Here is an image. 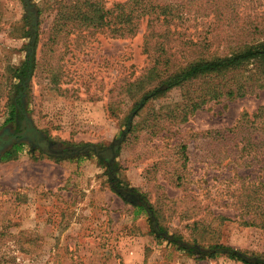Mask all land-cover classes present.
Listing matches in <instances>:
<instances>
[{
    "label": "rangeland",
    "instance_id": "rangeland-1",
    "mask_svg": "<svg viewBox=\"0 0 264 264\" xmlns=\"http://www.w3.org/2000/svg\"><path fill=\"white\" fill-rule=\"evenodd\" d=\"M84 1L0 0V264H242L226 255L200 260L158 239L140 202L135 197L125 202L111 190L113 176L157 206L156 230L189 245L217 242L264 255V230L239 226L237 212L224 205L240 183L231 179L235 170L247 181L264 179L261 158L247 167L248 156L238 155L235 162L241 138L229 133L242 124L244 113L251 121L264 105V89L190 111L186 98L201 83L197 80L136 111L140 97L126 89L151 67L144 36L150 27H165L148 22L161 9L139 17L133 36L119 37L111 31L115 21L95 29L74 26L72 6L83 8ZM89 1L105 9L128 2ZM161 1L171 2L183 17V26L178 20L166 24L175 25L180 40L209 41L201 53L178 49L175 69L264 42V0H220L224 21L215 19L210 0L188 8L180 6L184 0ZM58 12L61 19L55 20ZM31 24L38 29L37 67L21 96V120L11 116L16 86L11 73L25 60ZM170 110L184 113L185 120L173 118ZM129 125L133 132L122 142ZM254 126L253 138L264 136V122ZM12 147L18 148L14 159L2 161ZM218 215L230 220L220 223Z\"/></svg>",
    "mask_w": 264,
    "mask_h": 264
},
{
    "label": "trees",
    "instance_id": "trees-1",
    "mask_svg": "<svg viewBox=\"0 0 264 264\" xmlns=\"http://www.w3.org/2000/svg\"><path fill=\"white\" fill-rule=\"evenodd\" d=\"M199 1L201 0H184L180 6L185 8L192 7ZM210 1L213 2V10L215 9L217 13L215 14V19L224 21L223 13L219 15L218 6L220 0L217 2L215 0ZM22 2L25 5V0H22ZM203 2H208V0ZM170 4L171 2H162L161 0H128L124 4H117L111 9H105L98 1L85 0L83 8L77 5L72 6L74 12L72 20L76 21L75 27L103 28L110 26L112 21H115L118 28L116 27L111 31H114L119 37L133 36L135 34V26L140 19L139 17L146 14L150 15V9L152 10L151 13H154L155 9H161V12L154 16V19L148 16V22L157 21L165 27L159 31L150 27V31L144 36V49L149 55L152 52L151 67L142 79L129 84L126 89V92L132 97L138 96V99L140 97L139 103L136 102L134 105V110L137 111L146 102L157 99L174 88L185 87L197 80L201 83L193 92V95L186 98L187 102L184 108L190 109V111L199 109L208 101H217L221 98L235 99L254 94L256 90L264 89V42L260 41L251 44L244 43L245 45L238 48L230 56L217 57L216 59L195 58L193 61L186 63V65H181L175 69L174 62H176L178 49L180 50L179 53L187 50L189 55L201 53L200 51L206 46L204 45L205 42L209 44V41H207L206 37L201 38V40L190 37L180 40L181 32L175 29V25L173 28H169L168 25H173L172 23L175 24L173 21L178 20L180 26H183V23L180 22L183 17L177 16ZM59 17L61 19L58 12L55 20L59 19ZM166 24L168 25L166 26ZM27 38L29 42L25 60L19 68L14 69L11 73L12 78L16 81L11 116L16 114L21 120L24 119L25 115L21 107V96L33 78L37 67L38 29L36 24L30 25ZM250 65L252 68H247ZM150 85L153 86L152 89H150ZM173 113L174 110L169 111V115L172 114L173 118L181 119V121L185 120L184 113ZM263 117L264 105L258 109L257 113L252 115L251 121H248V116L244 113L239 120V123L242 122V124L229 131L231 136H233L232 138L236 141L241 138V141L235 144V162L239 160L238 155L248 156L250 160L245 162L247 167L248 165H253L258 158H261L262 168H264V136L261 135L259 137L258 133L256 138H253L257 129L254 123L264 122L262 120ZM243 123L249 124L243 125ZM133 129L131 125L126 126V130L122 135V142L128 139V135L133 132ZM221 136L223 137L224 134H221ZM98 148L96 147V149ZM184 149L185 147L182 146L181 150L184 151ZM17 151L18 148L12 147L4 153L1 160L9 161L14 159ZM113 177L110 181L111 190L125 202L128 201L127 197H135L140 202V207L150 213L151 232L158 235V239L175 246L178 251L200 260L214 259L217 256L226 255L230 260L242 264H264V255L262 254H246L220 245L217 242L202 248L204 247L203 245L185 244L180 237L168 235L161 228L156 230L154 226L155 223H158L159 218L157 206L151 204L137 190L123 186L117 177ZM235 178L239 180V186L229 190L227 193L229 194L228 204L224 205L232 207L237 212L235 221L239 226L264 230V179L261 181H247V179L237 175V170H235L231 179ZM177 179L178 185H180L182 178L178 177ZM215 219L219 220L220 223L230 220L221 215L216 216ZM203 222L204 220L200 218L199 223Z\"/></svg>",
    "mask_w": 264,
    "mask_h": 264
},
{
    "label": "flooded vegetation",
    "instance_id": "flooded-vegetation-1",
    "mask_svg": "<svg viewBox=\"0 0 264 264\" xmlns=\"http://www.w3.org/2000/svg\"><path fill=\"white\" fill-rule=\"evenodd\" d=\"M23 129L26 130L25 128H23ZM24 130H23V131H24Z\"/></svg>",
    "mask_w": 264,
    "mask_h": 264
}]
</instances>
